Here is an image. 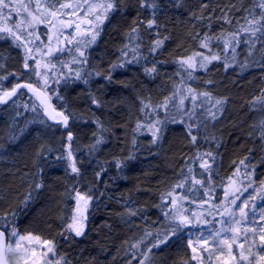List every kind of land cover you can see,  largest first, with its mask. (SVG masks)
<instances>
[{"label": "trees", "instance_id": "trees-1", "mask_svg": "<svg viewBox=\"0 0 264 264\" xmlns=\"http://www.w3.org/2000/svg\"><path fill=\"white\" fill-rule=\"evenodd\" d=\"M90 3L99 4L95 0ZM121 3L109 28L104 26L94 45L101 50L96 61L101 65L115 47L133 36L140 45H131L136 49L125 46L119 65H101L98 70L91 64L97 55L87 51L86 73L79 78L73 73L59 74L55 76L58 83L50 76L46 87L43 78L31 74L30 64L35 53L40 59L37 53L45 52L47 24L36 25L33 43L27 44L33 49L28 69L23 67L24 48L2 34L6 38L0 39V54L6 53L16 65L0 77V93L20 82H29L45 92L58 84L56 91L64 102L58 98L51 101L69 117V124L65 128L61 122L50 121L37 97L25 88L0 103V149L4 153L0 156V218L4 226L0 228L8 236L13 228H21L50 239L59 264H144L148 247L158 244L155 241L159 242L160 237L165 242L153 254L151 264H190L186 235L180 229L168 230L167 235L153 227L171 202L168 194L178 192L186 198L188 216L193 217L190 221L194 224L205 213L209 216L201 223L228 212L233 193L241 198L245 192L260 191L264 186V35L254 31L259 25L250 23L260 20L264 9L259 7L261 0ZM149 21H154L151 28ZM134 27L138 30L135 33ZM206 36L212 38L208 48L201 46ZM231 38V49L236 47L233 56L223 48ZM158 40L162 44L154 48ZM195 56L219 59L210 60L204 68L192 62L193 67H186L185 62ZM63 58L61 54L52 57L54 62ZM193 72L196 77H191ZM190 77L194 90L218 100V108L211 107V103L196 106L187 113L191 123L185 122V115L169 120L147 144L145 136L128 134L135 132L138 116L144 120L147 117L146 122L172 116V110H177L176 104L170 106L172 110L169 108L173 84L182 81L184 85ZM85 91L91 94L88 104L81 100L87 99ZM71 101L79 108L75 109ZM96 101L109 112L98 108ZM131 108L135 113L140 108L142 114L133 117ZM168 108L166 113L164 109ZM205 108L213 111L208 112L211 120L203 118ZM91 109L96 114H91ZM109 127L116 133H111ZM69 133L72 141L68 140ZM102 134L105 140L101 138L100 143L104 145L98 149L96 136ZM96 152L99 161L90 171L88 158ZM205 162L207 170L201 167ZM73 164L78 172L72 171ZM198 180L202 184H197ZM178 184L182 187H176ZM245 187L247 191H243ZM76 193L90 196L93 201L84 233L78 238L65 235ZM128 203L142 209L141 215L131 212Z\"/></svg>", "mask_w": 264, "mask_h": 264}, {"label": "rangeland", "instance_id": "rangeland-1", "mask_svg": "<svg viewBox=\"0 0 264 264\" xmlns=\"http://www.w3.org/2000/svg\"><path fill=\"white\" fill-rule=\"evenodd\" d=\"M95 1H97L99 4H106L107 2H109V0H95ZM25 2H27V0H25ZM90 2H91V0H90ZM115 2H116V7L108 10L106 13H105L103 8H97L94 10L93 14H89L86 17V19L90 20L93 18V15L103 14L102 15V23L100 24L99 35L96 36V39L94 42H92L86 48L81 49L84 52V58L86 59V61H87V58H86L87 51L90 54L93 51L94 52L93 55L94 56L97 55L95 58H93L94 60L92 59L93 61L91 62V64L94 66L95 70L100 69L101 65H103V67H105V66L110 67V65L113 66L112 64H114V65L118 64L119 65L120 61L122 59V58H120V56L124 53L125 46H131L133 44L135 46L140 45L139 41L138 40L136 41V38L134 36H133V38L130 36L131 38H129V41H127V42L123 41V38H124L123 37L122 38L123 43L122 44L120 43L121 45H119L118 47H115L113 49V52L110 54V58L108 60L103 59L102 60L103 62H101V65H99L100 63H98V62L100 59V55L97 52H99L101 50L99 49V46L97 48H94V45L96 43H98V41L100 39L99 37L101 36V34L103 32L104 26L105 27L107 26V28H109L108 26H110V23L112 21V15L114 13H116V11L118 12L119 6L123 5L121 3L122 0H115ZM105 16H106V18H104ZM79 17L82 19H85V13L84 12L79 13ZM110 17H111V19H110ZM59 19H61V20L72 19V20L76 21L77 23H80L81 32L84 33L85 39L88 36H91L95 32V24L88 25L84 22H81V20H77L76 17H63V16H61V17H59ZM53 23H56V21H53ZM47 28H48V35H51V33L55 35L52 37V43L51 44H48V42H47L48 48L52 49L51 55L45 54L48 49L46 50V48H44V47L43 48H44L45 52L42 51V53H37L41 56L40 59H38L36 57V53H35V55L33 57H35L37 60H40L39 61L40 67L37 68V72H39L40 75H37L35 72H32L31 74L38 79L43 78V76L45 74V65H47V67L49 69V71L47 72L48 77H50V76L60 77V76H58L59 74H67V73H73L74 74V72H69V68H72L75 71H79L80 75L86 73L87 72L86 71V67H87L86 63H83V64L73 63V57L74 56L77 59H81L79 56V52L74 51L75 41H73V43L70 44V46H68L67 40H65L63 37H61L60 43L57 44L56 35L58 33H56V31L54 29H52L48 24H47ZM86 29H91V30L85 31ZM70 32H73V30L72 29H66L64 31V35L67 36L68 33H70ZM73 35L76 36L77 40L82 38L79 33L73 32ZM233 40H235V39H233ZM232 43L233 42H232V38H231V40L227 41L226 45L223 47L226 50V52H229L230 55L233 54V51H235V48H236V47H234L233 49H231ZM57 47L62 49V51H56ZM130 48L136 49L137 47L131 46ZM121 50L123 53L121 52ZM58 54L59 55L61 54L64 58L58 62H56V61L54 62L52 57H54ZM200 57L201 56H195V57L191 58L190 63L192 62L194 65L200 66ZM118 60H119V63H118ZM10 61H11V58L8 57V55L6 53L4 55L0 54V77H3L5 71L9 70L14 65H16L15 62H10ZM94 61L96 62V64ZM53 65H55V67H53ZM35 67H36V65L32 61L30 64L31 71ZM186 67H188L187 63H186ZM201 68H204V67H201ZM64 69L66 71H64ZM50 71L54 75H51ZM192 76L196 77L197 74L195 72H193L191 77ZM191 77H190V79L187 80V82H185L184 85L180 84L182 81L173 84L174 89H173V92L171 93V95L169 97V100L171 103L169 105V108L171 105L176 104L175 106L177 107V110L173 111L170 108V110H172V112H173L172 116L164 115L165 116L164 118H156V117L151 118L150 122H146V121H148L147 117L144 120L141 116H138V118L136 119L137 125H135V129H134L135 132L129 131L128 134H133V133L136 134V132H137V133H139V135L141 137L145 136L143 139L144 140L146 139L144 141V143L147 144L148 140H150V138H151V135H154V133L158 134L159 132H161V130L163 128V124H165L169 120L182 119L185 115L188 117V119L185 120V122L191 123V119L189 118V114H187V113L192 111L191 109H194L196 106L198 107L202 103L204 105L211 103V107L218 108V106H219V103H217L218 100L213 101V99H211L210 96H206V94L204 92H199L197 90H194V88L192 87V86H194V80L191 79ZM0 81H1V78H0ZM52 84L53 83L51 82V84H49V85H52ZM14 86H15V84L13 86H10L9 90H11ZM51 88H53V90L51 92H50V90L46 91L47 94L49 95L50 99L53 101L55 98H58V101L60 103H63L64 101L61 99V95L58 94L56 91L58 89V84H56L55 86H52ZM81 89L84 90L83 87ZM189 89H191L192 91L190 92ZM4 92L5 91L1 92L0 95H3ZM84 94H85V97L87 99H85V100L81 99V100L84 101L85 104H88L90 97H91V94H86V91ZM193 96H195V99H193ZM181 100H183L182 104H181ZM96 102L97 103H95V104L98 108L103 107L105 112H109V109L107 107L103 106L100 101H96ZM71 104L75 109L79 108V104L77 102L71 101ZM55 107H56V105H55ZM169 108L164 109V111L166 113L169 112ZM139 109L136 110V113H135L134 110L131 108L133 117L135 114H137V115L142 114L141 109L140 110ZM155 109L159 110L161 108L155 107ZM205 109L207 111L205 110L202 113L203 118H205L206 120H211L212 117L210 116V114H208V112H213V111L208 110L207 108H205ZM96 112L97 111H95L94 109L90 110V113L91 114L93 113V115L96 114ZM79 117H81V115ZM78 120H80V119H78ZM145 123H146V125H145ZM107 125L108 124H106V126ZM92 127L96 130V128L94 126H92ZM109 128H110L111 133H113V134L116 133L114 129H111V127H109ZM108 130L109 129H107V130L105 129V131H108ZM98 131H99V129H98ZM92 134L93 133H91V136H93ZM147 134H148V136H147ZM96 137L95 138L97 140H100L101 138H103L105 140V138H104L105 136L103 134H102V136L97 135ZM72 139H71V141H72ZM137 139H138V137H137ZM74 144H77L76 138L74 139ZM99 145L100 146H98V149H100V147L103 148L104 144L101 145V143H100ZM69 146H70V143H68V149H69ZM94 147H95V145H93L92 148H94ZM2 153H3V150L0 149V156L2 155ZM88 159L91 163V165H90L91 167L89 168L91 171V169H94V166L96 165L97 161H99L98 153L96 152L95 154H92L90 156V158H88ZM199 161H200V159H199ZM58 167H60V166H58ZM89 173H92V172H89ZM191 176H192V174L190 175V178H191ZM106 184H107V182L104 183V185H106ZM258 192H260L261 195L258 196V194H259ZM105 193H107V192H105ZM176 193H178V192L171 193V196L168 194L167 200H169L171 197L170 200L171 201L173 199L176 200V204L173 205L172 202L169 201L168 205L165 207V211H164L163 216H161L158 221H155L153 223V227H154L155 231L161 230L162 233L166 232V234L168 235L169 234L168 230L171 231V230L175 229L176 224L183 217H187V218L190 217L188 219L189 221H190V219L193 220L192 219L193 217L188 216L189 207L185 204L186 198H184L182 195L176 194ZM80 194L85 197V200H82L80 202L79 197H77V195L75 196L74 213L72 215L70 222L68 223V226L70 224H72L73 220L75 219L80 224L83 225L82 231L84 233V230L86 227L85 223H86L87 213L89 212V210H91V208L93 206V201L91 200L92 198L90 200H87V198L84 194H82V193H80ZM250 194L254 198H249V200H248L249 207L245 208V212L247 213L246 221H251L253 219H257L259 217V215L261 214L262 209H264V200L261 199V197H264V186H263V189L260 191H257V190L254 191V189H253V190L245 192L244 195L239 200L236 201V205H232L231 209L228 210V212L226 211V213H224V214L220 213L217 216V218H212V219L209 218L208 221H203L201 223V221L203 220L204 217L208 218V216H209V215L206 216L207 213H205L202 216L201 221H200L199 217H197V219H199V220H196L194 218L195 219L194 224L188 223L187 225H181V227L179 229L183 232L184 235H186L187 241H188V244L190 247V258L188 259L190 264H201V260H193L192 259V257L194 255L198 256V257H202L203 264H223V260L225 258H227V248L222 243L220 245H218L216 243V240H220V241H223L224 239L231 240V238L234 236L237 237L236 243L233 244V253L234 254L236 251H238V248H237L238 243H244V249H242V251H244L245 255H248L249 249H251V251L253 253H255L257 251V248L255 246H253L250 241L247 243L244 242L242 233H243L244 227L246 226L245 220H241V223L239 225V227L241 229L240 232L234 233V232H228V231H221L220 235L216 237V240H213V237L216 236L217 231H219L221 229H228L230 226H234V225H232V217L230 216V213L234 214L236 219H240L239 209L237 206L240 205L241 200H244L245 198L250 197ZM105 195L108 196L107 194H105ZM238 195H240V194H238ZM86 200H87V203L85 204ZM128 204H125V205L127 206ZM207 204H209V203L207 202L206 205ZM217 207L218 206H216V210H219V209H217ZM128 208H130L131 212H134V213L141 215L139 210L142 211V209H139L134 203H133V205L129 204ZM206 208L207 207H205V209ZM218 208H220V207H218ZM197 210L198 209L194 210V213ZM214 210H215V206H214ZM254 213H255V216H254ZM213 214L214 213H212L210 215H213ZM144 217H148V216H144ZM173 217H175V219H173ZM258 223L264 224V221H258ZM68 226L66 227L65 235H70V236L73 235L76 238L81 236V235L76 236L75 232L70 231ZM247 226L251 227L250 224H248ZM15 230L17 231V233L19 235H22V236L31 235L32 239L21 241L20 242L21 247L16 248L15 245H16V241H17L18 237L11 236V235L9 236L8 245H11L12 247L11 248L7 247V254H8V257H9L11 264H47V262L49 260L51 261V264H56L58 259L55 258V254H54L55 248H54V242L53 241H51L50 239H47L46 237L41 236L39 233H37L33 230H30V229L26 230V229H21V228L18 229L17 228ZM176 230H178V229H176ZM249 235H250V233H249ZM36 237H39V240H36L35 239ZM201 237H203L204 240H207V244L203 243V240L201 239ZM45 240L51 241V244L50 245H44L43 241H45ZM160 241H161V237H160ZM160 241L159 242L157 240L155 241L156 243H158V245H159L158 247H148L149 249L146 252V259L144 261L145 262L144 264H151V261L153 259L152 258L153 254L157 251V249H159L163 245V244H161ZM215 245L217 247H219L218 251H216ZM47 247H52L53 251L46 253ZM193 248L196 249L195 252H193ZM34 249H35V254H33ZM203 249H207V251L211 253V259L210 260L202 252ZM221 250H223V252H224V257L220 256ZM244 264H247V262L245 261Z\"/></svg>", "mask_w": 264, "mask_h": 264}, {"label": "snow or ice", "instance_id": "snow-or-ice-1", "mask_svg": "<svg viewBox=\"0 0 264 264\" xmlns=\"http://www.w3.org/2000/svg\"><path fill=\"white\" fill-rule=\"evenodd\" d=\"M116 7L115 0H109L106 4H96V3H90V0H74V2H61V0H0V39L6 38L5 35L10 36L13 41L17 42V47H23L25 50V63L23 67L25 69L29 68V64L27 62L29 54L33 51L32 48L28 47V43H33L31 38L35 35L36 31V25L39 24H48L52 29L58 33L56 35V42L57 44L60 43L61 37H63L65 40H67L68 44H72L73 41H75V47L74 51L79 52V56L81 59H77L75 56L73 57V63L75 64H83L86 63V59L84 58V52L81 50L82 48H86L88 45H90L92 42L95 41L96 36L99 35L100 30V24L102 23V15H93V18L88 20L86 17L89 14H93L94 10L97 8H103L105 13ZM259 7L261 9H264V0H261V3L259 4ZM42 9V11H41ZM84 11L85 13V19H82L79 17V12ZM13 16L18 17V19L13 20ZM76 17L77 20H81V22H84L88 25L95 24V32L88 36L86 39L84 38V33L81 32V25L80 23H77L76 21L72 19L67 20H61L59 17ZM43 17V18H42ZM106 18V16L104 17ZM8 21H12V26H8ZM53 21H56V23H53ZM226 22L231 23L230 20H226ZM154 21H149L148 27L151 28L153 26ZM250 23L254 25H259V27H256L254 31L262 32V35H264V11L260 13V20L250 21ZM66 29H72L74 33H79L81 35V39L77 40L76 36L73 35V32L68 33L67 36L64 35V31ZM91 29H86L85 31H90ZM137 28H133L132 32H137ZM46 39L48 41V44L52 43V36L46 35ZM212 38L211 37H205V40L202 42L201 46L204 48H208L209 42ZM36 40H39V37L36 36ZM23 41V42H22ZM48 44L43 45L44 48H47L46 55H51L52 49L48 48ZM162 44V41H156L154 48L159 47ZM39 50V48L37 49ZM56 51H62L59 47H57ZM33 63L36 65L35 68L32 69L33 72H35L37 75H40L39 72H37V68L40 67L39 61L32 57ZM189 61H186L185 63L188 64V67L191 68L193 65ZM219 59L218 56H201L200 57V67H204V65L210 60H216ZM55 67V65H53ZM113 67H116L114 65ZM49 71L47 65H45V74L43 76L44 80V86H48V80L49 77L47 75V72ZM152 71H155V69H152ZM69 72H74L75 76L79 78L80 73L79 71H75L72 68H69ZM191 75V73H189ZM110 78V77H109ZM53 82L58 83V80L55 76L52 77ZM86 82V81H85ZM20 88L28 89L34 93H36L37 98L40 101V105L44 108L45 114L49 115L52 119H55L56 116H59L61 118L62 123L64 126H67V122L69 117L64 115L63 112H56L54 108H52L51 104L49 103L50 97L45 95L40 90L36 89L31 83H24L20 84L17 83L15 87H13L10 91H5L3 93V96H0V103L5 102V97L11 98L12 96H15L17 93V90ZM191 92L192 90L189 89ZM193 99H195V96H193ZM95 102V101H94ZM183 103V100H181V104ZM217 103H220L217 101ZM35 110V109H33ZM55 113V115H52ZM155 135V133H154ZM72 136L71 133L68 135V140L71 141ZM193 141H195V137H192ZM100 140H97V143H100ZM210 155V154H209ZM241 164L244 163V161L240 162ZM201 167L205 168L206 170L209 168V165L205 162L201 164ZM72 171L78 172L79 170L75 167V164L72 165ZM191 171V169L189 170ZM238 171V169H237ZM250 175V174H249ZM197 184H202L201 181H196ZM252 181L249 180L248 187H251ZM203 186V185H202ZM176 187H182V185H176ZM239 191V189H237ZM243 191H247V187L243 189ZM254 191H256L254 189ZM207 193V189H206ZM243 193L241 192V195ZM77 197L81 200H85V197L82 196L80 193H76ZM171 196V193L169 194ZM227 192H225V196L227 197ZM249 198H254L251 196L248 198H245L244 200H241L240 205H238L240 219H236L235 215L230 213V216L232 217V225L228 229H221L217 231L216 236L213 237V240H216V237L220 235L221 231H228V232H240L241 229L239 227L241 220L246 221L247 213L245 212V208L249 207L248 200ZM91 197H87V200H90ZM240 199L239 195H236L233 193V196L230 200V203L232 205H236V201ZM262 200H264V197H261ZM87 200L85 201V204L87 203ZM173 205L176 204V200L171 201ZM167 215V214H166ZM255 216V213H254ZM13 214V219H14ZM175 219V217H173ZM258 221H264V209H262L261 214L257 219H253L251 221H246V226L243 229V239L244 242H251L253 246L257 248V251L253 253L251 249H249L248 255H245L244 251V243H238L237 248L238 251L233 253V244L236 243L237 237H232L231 240L224 239L223 241L216 240V243L220 245L221 243L227 248V258L223 260V264H244L246 261L247 264H264V224L258 223ZM188 223H191V221L188 220L187 217H183L175 226L176 229H179L181 225H187ZM250 224L251 227H248L247 225ZM4 226L3 218H0V227ZM70 231H74L76 236H80L83 234L82 227L83 225L80 224L77 220H73V223L69 226ZM250 233V235H249ZM11 236L18 237L16 241V248L21 247V241L24 240H30L32 239L31 235L28 236H22L17 233V231L13 228L12 232L10 233ZM36 240H39V237L35 238ZM167 238L165 237V240ZM203 240V243L207 244V240H204L203 237H201ZM5 236L4 232H0V246L4 245ZM161 243L165 242L164 240L160 241ZM44 245H50L51 241H43ZM158 244H154L153 247H158ZM9 248H11V245H8ZM52 247H47V252H52ZM196 249L193 248V252H195ZM202 252L204 255L210 260L211 259V253L207 251V249H203ZM33 254H35V249L33 250ZM221 257H224V252L221 250L220 253ZM193 260H201V264H203L202 257L193 256ZM0 264H2V261H0ZM47 264H51V261L49 260ZM56 264H59V261L56 262Z\"/></svg>", "mask_w": 264, "mask_h": 264}, {"label": "water", "instance_id": "water-1", "mask_svg": "<svg viewBox=\"0 0 264 264\" xmlns=\"http://www.w3.org/2000/svg\"><path fill=\"white\" fill-rule=\"evenodd\" d=\"M24 83H29V82H21L20 84H24ZM36 89H38V90H40L41 92H43L45 95H47L48 96V94L45 92V91H43L42 89H40V88H37V87H35ZM19 90V89H18ZM18 90H17V92H18ZM10 91V90H9ZM31 94H33V95H35L36 97H37V95H36V93H34V92H32V91H30V90H28ZM0 96H3V95H0ZM13 97V96H12ZM49 97V96H48ZM10 98H7V97H5V101H7V100H9ZM38 99V98H37ZM39 100V99H38ZM40 102V101H39ZM49 103L51 104V106H52V108H54L55 109V111L56 112H63V111H61V110H58V109H56L55 107H54V105H53V103H52V101H51V99L49 100ZM44 112H45V110H44ZM64 113V112H63ZM46 116H47V118L48 119H50V121H52V122H54V123H58V122H61L62 123V121H61V118L59 117V116H56V118L55 119H52L49 115H47V114H45ZM52 115H55V113H53ZM64 115H65V113H64ZM59 117V118H58ZM68 124H69V119H68V122H67V126L65 127V128H67L68 127ZM64 125V124H63ZM72 136V135H71ZM79 201L81 202L82 200L81 199H79ZM0 232H4V236H5V241H4V245L3 246H0V261H2V264H11L10 263V261H9V259H8V256H7V247H8V239H9V237H8V233H7V231L5 230V229H3V228H0Z\"/></svg>", "mask_w": 264, "mask_h": 264}, {"label": "bare ground", "instance_id": "bare-ground-1", "mask_svg": "<svg viewBox=\"0 0 264 264\" xmlns=\"http://www.w3.org/2000/svg\"><path fill=\"white\" fill-rule=\"evenodd\" d=\"M21 83V82H20ZM15 86H16V84H15ZM66 115V114H65ZM67 116V115H66ZM9 237V236H8ZM8 243H9V239H8Z\"/></svg>", "mask_w": 264, "mask_h": 264}]
</instances>
